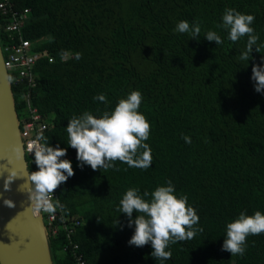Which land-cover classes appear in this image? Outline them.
Segmentation results:
<instances>
[{
	"label": "trees",
	"instance_id": "trees-1",
	"mask_svg": "<svg viewBox=\"0 0 264 264\" xmlns=\"http://www.w3.org/2000/svg\"><path fill=\"white\" fill-rule=\"evenodd\" d=\"M14 8L29 9L22 36L54 57L38 60L34 87L11 73L19 118L31 100L49 124L42 134L67 148L75 171L59 190L65 211L49 226L54 264H78L79 256L88 264H161L150 244L129 245L134 226L117 209L129 188L143 195L168 181L187 195L203 232L170 245L163 264H264V234L247 238L243 256L221 250L228 223L241 212L264 213V93L251 79L252 67L264 66V0H15ZM227 8L255 17L249 62L239 59L248 37L233 43L219 27ZM8 18L0 9L3 48L20 41L6 30ZM180 21L200 23L198 40L175 31ZM208 31L223 43L207 41ZM132 91L141 92L139 111L151 124L152 166L81 169L68 121L85 111L99 118ZM99 94L107 104L93 99ZM27 160L35 170L34 155Z\"/></svg>",
	"mask_w": 264,
	"mask_h": 264
},
{
	"label": "clouds",
	"instance_id": "clouds-1",
	"mask_svg": "<svg viewBox=\"0 0 264 264\" xmlns=\"http://www.w3.org/2000/svg\"><path fill=\"white\" fill-rule=\"evenodd\" d=\"M254 20L253 15L227 8L219 25L228 31V39L233 43L248 37L246 50L239 57L243 61L253 59L254 45L259 39L252 27ZM175 31L190 33L193 39L198 40L201 25L199 22L190 25L188 21H180ZM204 38L217 45L223 43L216 31H208ZM255 51L261 53L260 47H255ZM251 79L255 91L264 93V66L255 64ZM93 99L107 104L105 94ZM142 101L141 92L132 91L118 101L113 111H104L99 118L85 111L68 121L67 144L76 150L81 169L87 165L93 171H107L115 169L117 161L144 170L152 166V150L146 143L150 137L151 124L139 111ZM183 139L185 143L191 144L190 136L185 135ZM33 144L32 153L38 171H31L18 190L28 194L31 206L37 211L55 213L59 209L63 212L65 209L59 199L53 201L52 198L55 191L75 175L72 162L62 159L67 155V148L51 146L43 134H39ZM0 177L4 178V191H11L12 183L18 178L14 170L3 166H0ZM3 204L9 208L15 207L11 199H4ZM117 211L127 216L128 227L134 226L129 245L141 248L150 244L151 256L161 264L172 257L171 251L167 250L170 245L191 240L197 233L203 232V228L198 226L200 217L196 209L188 204L187 195H176L171 181L166 186H158L151 193L145 191L143 195L139 188H129L120 200ZM134 212L137 214L135 218ZM260 234H264V213L256 211L253 215H247L241 212L237 219L227 224L221 250L231 253L232 257L243 256L247 238Z\"/></svg>",
	"mask_w": 264,
	"mask_h": 264
},
{
	"label": "water",
	"instance_id": "water-1",
	"mask_svg": "<svg viewBox=\"0 0 264 264\" xmlns=\"http://www.w3.org/2000/svg\"><path fill=\"white\" fill-rule=\"evenodd\" d=\"M0 166L14 170L18 177L11 191H4V178L0 177V264H54L43 216L31 206L28 194L18 190L30 174V168L1 42ZM4 199L13 200L15 207L5 206Z\"/></svg>",
	"mask_w": 264,
	"mask_h": 264
},
{
	"label": "built area",
	"instance_id": "built-area-1",
	"mask_svg": "<svg viewBox=\"0 0 264 264\" xmlns=\"http://www.w3.org/2000/svg\"><path fill=\"white\" fill-rule=\"evenodd\" d=\"M14 1L15 0H0V9H2L5 14H7L9 17L8 20H10L6 26V30L18 32L20 36V41L18 43L8 45L4 48L2 46L4 62L10 76L12 73L16 80L26 81L28 87L31 88L36 85L35 66L38 60L44 56H47L49 61H53L54 57L51 56L47 50H36L34 42L22 36L21 29L28 19L27 13L29 9L19 10L14 8ZM26 112L27 114L22 119L19 118L21 137L26 155H34V153H32V148L34 147L33 142L39 134H42V132L49 127V124L37 111V109L32 106L31 100L29 99L27 102ZM35 168L36 169L33 171H38V168ZM61 186L55 191L52 198L53 201L57 198L59 199V190L61 189ZM38 212L43 216L48 231L49 226L53 225L55 220L58 218L59 213H62V211L59 209H57L55 213H47L42 211ZM74 221L75 225L81 224L80 220ZM73 230L74 227L72 226L69 231L73 232ZM75 248H78V245H75ZM78 264L88 263L82 258V256H79Z\"/></svg>",
	"mask_w": 264,
	"mask_h": 264
},
{
	"label": "rangeland",
	"instance_id": "rangeland-1",
	"mask_svg": "<svg viewBox=\"0 0 264 264\" xmlns=\"http://www.w3.org/2000/svg\"><path fill=\"white\" fill-rule=\"evenodd\" d=\"M62 159H68V160H70V161L72 162V164H73V159H72V158L64 157V158H62Z\"/></svg>",
	"mask_w": 264,
	"mask_h": 264
}]
</instances>
